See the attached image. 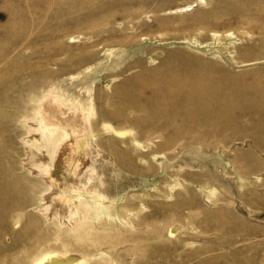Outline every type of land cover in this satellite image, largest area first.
Masks as SVG:
<instances>
[{"label": "rangeland", "instance_id": "374dc122", "mask_svg": "<svg viewBox=\"0 0 264 264\" xmlns=\"http://www.w3.org/2000/svg\"><path fill=\"white\" fill-rule=\"evenodd\" d=\"M2 181L0 264H260L264 0H0ZM113 224L125 240L96 243Z\"/></svg>", "mask_w": 264, "mask_h": 264}, {"label": "bare ground", "instance_id": "6f19581e", "mask_svg": "<svg viewBox=\"0 0 264 264\" xmlns=\"http://www.w3.org/2000/svg\"><path fill=\"white\" fill-rule=\"evenodd\" d=\"M186 6L188 7L189 4L186 5ZM201 79L203 80V77ZM206 81H208V80H206ZM200 83H201V86L204 89H206L207 84L204 86V84L202 82H200ZM48 117H51V116H48ZM47 119L48 118H46V120H43V119H41V121L39 120L40 121V124L39 125L36 122L29 123V127L31 128V126H32L33 127V131H30V134H29L30 135V138L28 140V145H29L30 148L28 149L27 152L29 154H33L34 156H36L38 158V161L39 162H41L45 158H49L52 139H53V137L56 134L55 131H49L47 129V127L50 126V123H51V121L50 120H47ZM68 119H72V117L71 118H68ZM76 123H77V121H76ZM80 135L81 134L79 133V136L77 138V139H79V141H81L80 139H82ZM35 172H36V170H35ZM4 181H2V184H0V212L2 214L6 212L7 207H8V205L10 203H12V204L15 203V201L12 199L13 190H14L13 187L14 186L13 187L11 186L10 181H9V183L7 182V183L3 184ZM84 202H86V201H84ZM85 206L86 207L84 208V210H82L80 208V205H77V203H70L69 209H68L70 215H63V211H61L62 209L59 208V207H58V209H57V211H56V213L54 215L56 216V218H58V220H65V221H73L75 219L81 220L80 218H85V217L93 214L97 210V208L99 206H102V205L101 204L95 205V204L88 203ZM78 212H81V213L78 214ZM121 222H124V221L121 220ZM118 225H120V224L118 223ZM102 226H103V228L106 231V230L110 229V226L111 225L109 226V223H104V224H102ZM102 226H100V227H102ZM113 226H114V229H112V230H115V232L117 231L116 232L117 234H107V232H106L107 235H103L102 233H101L102 235H99L98 233H97L98 234L97 235V234L93 233V235L94 234L96 235V236L93 237V239H95V242L98 243V244H101V245L103 243L109 249H113V248H115V246L118 243L124 241L125 240L124 239V236L125 235L123 234V232L121 230H119L120 231V233H119L118 230L115 229V225L114 224H113ZM120 227L121 226H119V228ZM123 227H124V225H123ZM92 228L96 230V228L94 226H92ZM99 230H101V229H99ZM81 239L82 238H80L79 240L81 241ZM119 239H121V240H119ZM82 241H84V240L82 239ZM138 244H135V245L138 246ZM140 244H142V243H140ZM143 245L145 246V244H143ZM143 245H141V247ZM63 246H65V244H63ZM144 246L142 247V249L143 248H146ZM138 247H140V246H138ZM137 249H139V248H137ZM143 250H141V252H144ZM139 252H140V249H139ZM31 253H29V255ZM145 253H147V252H145ZM32 255H33V253H32ZM32 255H30L31 257L29 256V262H30L29 264H78V262H75L74 257L71 256L70 254H68L67 252L52 251L50 253H42V252L39 251V253H37V254H35L33 256ZM93 255H94L95 259L98 260L97 261V264H114L115 263L114 260H113V258L110 255H108L107 252H105V251L99 250V251H97ZM141 255H139V256H141ZM138 258H140V257H138ZM259 261L260 262H258V263H260V264L261 263H264V250L261 251V257H260V260Z\"/></svg>", "mask_w": 264, "mask_h": 264}]
</instances>
